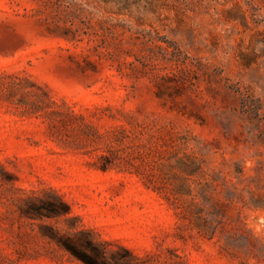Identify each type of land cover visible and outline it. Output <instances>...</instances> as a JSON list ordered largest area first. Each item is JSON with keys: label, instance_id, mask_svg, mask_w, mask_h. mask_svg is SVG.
<instances>
[{"label": "rangeland", "instance_id": "rangeland-1", "mask_svg": "<svg viewBox=\"0 0 264 264\" xmlns=\"http://www.w3.org/2000/svg\"><path fill=\"white\" fill-rule=\"evenodd\" d=\"M55 1L0 0V264H264V0Z\"/></svg>", "mask_w": 264, "mask_h": 264}, {"label": "trees", "instance_id": "trees-1", "mask_svg": "<svg viewBox=\"0 0 264 264\" xmlns=\"http://www.w3.org/2000/svg\"><path fill=\"white\" fill-rule=\"evenodd\" d=\"M61 0H56L53 5L56 6L57 9L61 8L62 5ZM105 3L107 2H111L113 0H102ZM128 0H120V3L122 5L123 8H127L128 7ZM73 6V2L70 1L65 7L66 9H71ZM86 12L85 9L78 7L73 9V13H84ZM74 15V14H73ZM73 19H78L79 23L89 29L91 28L90 26V22H91V17L88 14L87 16H85L84 18H78V15H74ZM60 21L58 20L56 22V25L54 26V28L49 29V31L54 32V33H61L62 35H68V34H74L76 32H78L80 29V27L75 28V30H73V26H74V20H70L68 22H63V26H61ZM67 23L68 26H67ZM56 200L57 203L59 204V206L61 207H66L65 203L61 200L60 197L56 196ZM52 214L55 215H59V214H63L65 213V210L62 211H55V212H51ZM107 243L103 242V243H94L92 241H87L86 244L82 247H76L72 244L69 243H64L62 244V247L68 251L75 259H77L78 261H80L83 264H107L105 261V257H104V246H106ZM122 251H124L127 255L131 256L132 258H134V256L132 255L131 252L125 250L122 248Z\"/></svg>", "mask_w": 264, "mask_h": 264}]
</instances>
